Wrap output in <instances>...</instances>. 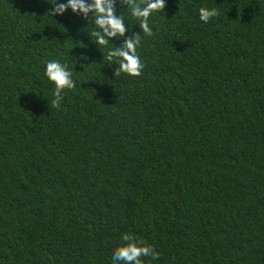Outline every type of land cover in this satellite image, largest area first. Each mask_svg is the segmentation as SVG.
<instances>
[{"label": "trees", "instance_id": "trees-1", "mask_svg": "<svg viewBox=\"0 0 264 264\" xmlns=\"http://www.w3.org/2000/svg\"><path fill=\"white\" fill-rule=\"evenodd\" d=\"M52 2L0 0V264H113L121 233L143 264H264V0H166L137 77ZM49 59L77 72L56 106Z\"/></svg>", "mask_w": 264, "mask_h": 264}, {"label": "clouds", "instance_id": "clouds-1", "mask_svg": "<svg viewBox=\"0 0 264 264\" xmlns=\"http://www.w3.org/2000/svg\"><path fill=\"white\" fill-rule=\"evenodd\" d=\"M165 2L166 0H65V2L54 0L49 3L51 7L44 17L51 19L70 11L73 15L90 21L89 28L92 29L90 35L94 38V42L90 40L99 52L101 49H107L102 58L109 63H115L113 75L123 73L128 77H137L143 69V62L137 51L140 34L152 35L149 17L154 12L163 11ZM121 10H124V13L133 20L138 21L135 25L140 29L139 34L126 37V31L131 28L128 24L126 28V18ZM197 15L199 21L206 24L216 17L218 12L216 8L201 6L197 9ZM112 40L117 43H110ZM120 40H123L122 44L118 43ZM80 59L86 61L88 57L82 56ZM71 62L76 65L77 60L71 58ZM73 72L76 71L71 64L63 62L62 59H49L44 62L43 76L52 86L51 104L53 106L60 103L64 90H72L76 86ZM120 240L122 243L111 250L113 264H143L141 257L150 256L153 260L158 258V253L151 246L144 244L131 233H121Z\"/></svg>", "mask_w": 264, "mask_h": 264}]
</instances>
